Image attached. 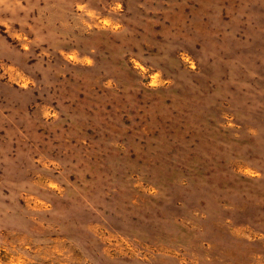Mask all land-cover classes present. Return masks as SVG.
<instances>
[{
    "label": "rangeland",
    "instance_id": "rangeland-1",
    "mask_svg": "<svg viewBox=\"0 0 264 264\" xmlns=\"http://www.w3.org/2000/svg\"><path fill=\"white\" fill-rule=\"evenodd\" d=\"M0 264H264V0H0Z\"/></svg>",
    "mask_w": 264,
    "mask_h": 264
}]
</instances>
